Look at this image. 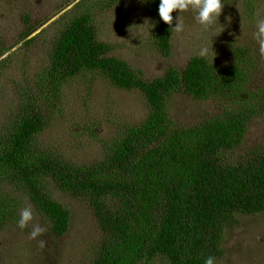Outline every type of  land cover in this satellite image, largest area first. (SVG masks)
I'll return each mask as SVG.
<instances>
[{"label":"trees","instance_id":"obj_1","mask_svg":"<svg viewBox=\"0 0 264 264\" xmlns=\"http://www.w3.org/2000/svg\"><path fill=\"white\" fill-rule=\"evenodd\" d=\"M85 1L68 11L74 14L37 77L38 91L23 97L0 137V168L10 172L11 182L57 235L69 229L71 211L55 199L54 189L89 202L102 232L91 264L157 259L205 264L208 256L216 264L224 253L225 231L238 215L264 211V152L242 155L236 162L229 158L250 121L264 114V93L252 84L254 57L249 48L236 45L231 64L196 54L183 69L169 67L147 79L99 39L97 14L77 10ZM102 1L111 5L118 0ZM142 2L153 48L170 56L173 31L159 16L160 0ZM85 71L100 72L119 88L139 89L149 113L107 141L101 159L79 163L43 146L39 138L58 109L66 80ZM177 92L200 101L229 97L233 105L200 123L176 126L169 97Z\"/></svg>","mask_w":264,"mask_h":264},{"label":"rangeland","instance_id":"obj_2","mask_svg":"<svg viewBox=\"0 0 264 264\" xmlns=\"http://www.w3.org/2000/svg\"><path fill=\"white\" fill-rule=\"evenodd\" d=\"M79 1L0 0V137L9 130L7 125L17 116L23 97L38 91L37 77L49 63L56 37L74 14L68 11ZM143 4L142 0H118L111 5L86 0L77 10L95 12L99 39L110 43L111 54L127 60L147 79L162 75L169 67L183 69L204 47L209 49L205 56L221 65L234 62V46L247 47L256 63L251 69L256 67L253 88L264 93V55L254 35L257 20L264 19V0H225L215 33L199 25L193 11H175L174 18L181 15L184 30L173 32L170 56L153 48ZM232 105L229 97L200 101L185 92L169 97L176 126L200 123L228 112ZM148 113L149 105L139 89L119 88L100 72L85 71L66 80L58 109L39 140L71 160L88 163L101 159L107 141ZM255 151L264 152V114L250 121L242 144L229 158L236 162ZM10 175L0 168V264H91L102 232L89 202L54 189L55 199L71 211L69 229L57 235L25 192L11 182ZM28 205L34 219L21 229L18 220ZM35 224L45 231L33 239L30 233ZM223 248L216 264H264V211L239 214L237 222L225 231ZM141 264L167 263L157 259Z\"/></svg>","mask_w":264,"mask_h":264},{"label":"clouds","instance_id":"obj_3","mask_svg":"<svg viewBox=\"0 0 264 264\" xmlns=\"http://www.w3.org/2000/svg\"><path fill=\"white\" fill-rule=\"evenodd\" d=\"M146 3L147 0H144ZM225 0H160L159 2V16L163 22L171 27L173 32H182L184 24L181 15H178L175 25H173L174 17L173 12L179 10L180 13L193 11L195 13L196 22L201 25L205 30L215 33L217 28V21L224 10ZM229 21L231 17L227 18ZM222 25V24H220ZM225 28V25H222ZM257 31L255 32V39L259 44V51L264 55V19H258L256 23ZM217 36L214 35L213 38ZM209 49L204 47L201 49L200 55H207ZM34 219V211L31 205L26 206L20 214L18 226L21 229L26 228ZM45 231L40 225H33V230L30 235L35 239ZM205 264H215V257L208 256L205 259Z\"/></svg>","mask_w":264,"mask_h":264}]
</instances>
